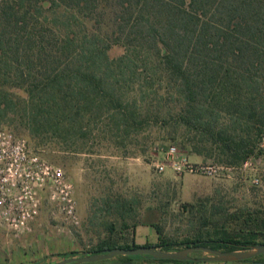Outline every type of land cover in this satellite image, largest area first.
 Returning <instances> with one entry per match:
<instances>
[{"label":"trees","instance_id":"trees-1","mask_svg":"<svg viewBox=\"0 0 264 264\" xmlns=\"http://www.w3.org/2000/svg\"><path fill=\"white\" fill-rule=\"evenodd\" d=\"M113 48L122 55L110 57ZM136 63L146 76L138 101H129L126 90L140 79ZM162 81L175 104L163 110L146 102L140 110L145 90ZM157 108L169 116L163 122L192 135L184 140L174 131L172 138L191 155L226 167L264 155V0H0V129L58 153L80 154L103 136L124 149L132 133L160 123ZM184 210L196 224L186 237H165L154 226L157 242L143 246L236 251L264 244V205ZM116 212L120 228L110 224L87 252L141 247L136 225L125 221L133 209L124 202ZM136 258L151 260L122 263ZM234 263L264 264V254Z\"/></svg>","mask_w":264,"mask_h":264},{"label":"rangeland","instance_id":"rangeland-1","mask_svg":"<svg viewBox=\"0 0 264 264\" xmlns=\"http://www.w3.org/2000/svg\"><path fill=\"white\" fill-rule=\"evenodd\" d=\"M122 53V49L113 48L109 55L114 58ZM136 66L140 79L131 83L126 90L125 99L129 101L139 99V86L146 76L143 64L136 63ZM153 87L150 92L143 85L141 91L145 90L149 96L143 101L139 100L140 110L144 109L146 102H151L152 106L160 105L163 110L175 104V93L171 86L162 81L155 82ZM153 95H156L155 100ZM155 110L161 117L160 123L169 120V116L159 112L158 108ZM160 123L155 124L150 120L149 127L132 133L126 138L124 149L109 136H103L100 142L87 144L80 154L58 153L51 147L35 149L26 135L4 129L26 139L33 153L63 169L73 184L79 216L77 226L66 222L43 196L41 211L29 224L28 233L18 236L7 233L12 235L7 243L15 244L13 242L16 240L21 244L12 248L15 254L19 258L26 256L36 260L59 257L57 255L63 253L86 252L98 239L106 236L110 224L120 228L122 218L116 212V207L117 204L124 205L125 201H129L133 209L132 215L125 217L126 223L143 224V239L150 243L157 242L154 226L159 227L165 237H175L177 240L186 237L190 228L196 225L193 217L184 210L188 205L199 204L204 210L217 209L222 213L256 209L264 205V155L252 158L240 167H232L216 178L195 174L176 175L169 168L158 174L155 167L162 162L163 151L168 147H175L192 162L216 164L212 159L205 161L202 157L189 154L186 142L181 146L172 141L174 131L184 140L192 137L190 133L183 128L174 130L166 121L162 125ZM108 203L112 208L108 209ZM6 248L11 250L10 246ZM192 256L204 257L199 252Z\"/></svg>","mask_w":264,"mask_h":264},{"label":"built area","instance_id":"built-area-1","mask_svg":"<svg viewBox=\"0 0 264 264\" xmlns=\"http://www.w3.org/2000/svg\"><path fill=\"white\" fill-rule=\"evenodd\" d=\"M167 168L176 175L216 178L232 167L195 163L168 147L155 171L162 174ZM43 196L66 222L79 225L74 187L63 169L33 153L26 139L0 129V225L15 236L23 234L39 215Z\"/></svg>","mask_w":264,"mask_h":264},{"label":"water","instance_id":"water-1","mask_svg":"<svg viewBox=\"0 0 264 264\" xmlns=\"http://www.w3.org/2000/svg\"><path fill=\"white\" fill-rule=\"evenodd\" d=\"M199 252L204 255L199 259L192 254ZM264 254V244L251 246L245 250L220 251L199 245H190L180 250L163 251L160 248L138 247L136 249H112L102 251L99 254L83 252L80 257L61 258L53 264H83L109 260L116 256H145L153 261H192L204 263H234L253 259Z\"/></svg>","mask_w":264,"mask_h":264},{"label":"crops","instance_id":"crops-1","mask_svg":"<svg viewBox=\"0 0 264 264\" xmlns=\"http://www.w3.org/2000/svg\"><path fill=\"white\" fill-rule=\"evenodd\" d=\"M124 155V154H123ZM129 203V201H125V203ZM30 226V225H29ZM30 229L28 228L27 232ZM9 231H7L4 227L0 225V264H24L29 263V264H53L56 261L60 259V257H52V258H40L36 260H30L29 257L26 256H17V253L15 254V250L12 249L13 247L20 246L21 244L18 242H13L15 244H10L7 243L8 237H12V235L7 234ZM15 236V235H14ZM7 238V239H6ZM134 241L137 245L143 246L146 243H150L148 240L145 238L143 239V224L142 225H136L134 228ZM151 243H156V242H151ZM10 246L11 250L6 248V246ZM76 256V257H80ZM124 257H134V256H116L112 259L109 260H104V261H99L95 263H83V264H124L122 263V260ZM196 258V257H194ZM23 259V260H21ZM199 259V258H196ZM124 261V260H123ZM21 262V263H20ZM125 264H185V263H160V262H155L151 261L149 259H144V258H136L133 259L132 261H129ZM191 264H247V263H204V262H192Z\"/></svg>","mask_w":264,"mask_h":264},{"label":"flooded vegetation","instance_id":"flooded-vegetation-1","mask_svg":"<svg viewBox=\"0 0 264 264\" xmlns=\"http://www.w3.org/2000/svg\"><path fill=\"white\" fill-rule=\"evenodd\" d=\"M193 257V256H192ZM194 258V257H193Z\"/></svg>","mask_w":264,"mask_h":264}]
</instances>
